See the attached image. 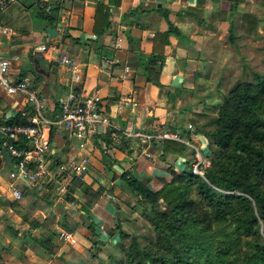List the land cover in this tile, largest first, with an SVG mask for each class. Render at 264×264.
<instances>
[{
	"label": "crops",
	"instance_id": "0c3cea01",
	"mask_svg": "<svg viewBox=\"0 0 264 264\" xmlns=\"http://www.w3.org/2000/svg\"><path fill=\"white\" fill-rule=\"evenodd\" d=\"M39 1L58 9L53 25L40 15ZM39 1L12 0L0 15V23L11 29L1 37L0 46L12 57L13 72L18 77L28 76L45 98L46 116L56 118L61 99L74 88L84 95H98L101 107L119 129L128 127L151 137L143 141L121 136L120 130L111 134L108 127H99L82 140L63 125H45L43 130L51 140L46 153L50 174L33 188L25 181L17 182L22 199L13 195L15 180L0 151V264H83L81 258L96 264L101 258L111 261L122 256L116 222L134 238L150 227L143 224L144 204L122 175L131 172L148 188L159 190L172 180V171L186 169L192 160L188 149L164 152L161 131H194L202 151L210 153L209 138L197 128L205 121L204 113L213 115L208 104L211 95L203 86L208 79L207 66L214 60L208 51L218 41L229 40L237 46V33L234 43L231 39L232 19L237 27L236 15L246 9L252 12L247 7H255V0L238 5L235 0ZM99 3L111 12V25L102 34L95 32ZM170 22L180 35H169L165 43V37L158 34L168 31ZM42 45L47 49L39 50ZM16 54L18 59L13 58ZM63 54L76 60L73 71L61 62ZM213 93L217 94L215 87ZM26 104L24 97L8 95L0 87V119L9 121ZM85 153L90 164L82 179L93 191H101L90 206L99 241L94 248L89 218L83 210L91 195L81 185L72 186L69 193L71 180L67 173V178H59L58 168ZM63 185L66 191L59 188ZM62 230L71 233L72 242L58 237ZM51 231H56L54 240L65 243L66 251L59 248L47 258L29 243Z\"/></svg>",
	"mask_w": 264,
	"mask_h": 264
},
{
	"label": "trees",
	"instance_id": "16d2710c",
	"mask_svg": "<svg viewBox=\"0 0 264 264\" xmlns=\"http://www.w3.org/2000/svg\"><path fill=\"white\" fill-rule=\"evenodd\" d=\"M235 1L238 5L245 0ZM39 2L40 15L46 24L53 25L58 9L47 12L46 3ZM110 2L116 4L118 0ZM110 14L107 5L98 4L97 34L111 25ZM243 17L250 25L246 30L253 31L258 17L248 12ZM230 30L234 43V19ZM171 34L180 35V31L170 22L169 30L158 37H165L166 43ZM152 79L159 84L157 79ZM215 109L213 115L204 113L205 121L197 127L209 138L207 156L211 163L205 169V177L193 173L190 163L182 171H172V180L161 189L152 190L131 172L122 175L123 182L144 204L142 214L149 221L152 236L142 243L139 236L134 238L116 222L114 227L121 234L118 248L123 254L117 264H264V73L256 72L253 81L234 84ZM6 122L27 123V119L18 111L9 121L0 119V125ZM160 145L167 153L187 150L184 143L170 139ZM66 173L71 180L69 193L72 186L81 185L91 195L83 210L89 218L94 248L99 241L95 238L96 224L90 206L101 191H93L81 177L68 172L61 173L59 178H67ZM161 198L165 208L161 207ZM56 234L51 231L33 240L46 252L54 253Z\"/></svg>",
	"mask_w": 264,
	"mask_h": 264
},
{
	"label": "built area",
	"instance_id": "2783aa9c",
	"mask_svg": "<svg viewBox=\"0 0 264 264\" xmlns=\"http://www.w3.org/2000/svg\"><path fill=\"white\" fill-rule=\"evenodd\" d=\"M12 0H0V15L7 10ZM51 5L46 9L50 12ZM11 29L0 23V39L2 36L9 35ZM39 50L47 49L46 45L38 47ZM12 57L4 54L0 46V87L11 96H22L27 101V107L21 110V115L27 119V123L6 122L0 125V151L6 149L12 159L14 168L10 166V175L15 180L13 185V195L16 199H22L23 192L17 187V182L24 181L22 176L27 179L30 187L40 186L42 181L50 174V165L46 157L51 140L45 135L44 126H61L79 139H86L91 133L97 132L100 126L108 127L113 134L121 131L124 137H137L146 141L151 135L134 131L131 128L119 129V125L112 121L107 112L100 105L98 95H84L77 89H70L60 102L58 115L54 119L46 116V101L37 87H35L28 76L18 77L12 69ZM13 58H19L14 55ZM61 62L66 63L71 71L77 66L76 60L63 54ZM73 75V73L71 74ZM196 133L190 131L182 132L167 128L163 129L159 135L160 140L170 139L184 143L192 153V171L205 177V169L210 165L211 160L202 151L196 141ZM19 143V144H17ZM84 145V143H82ZM151 156V153H147ZM90 164V156L82 154L76 160L60 163L59 172H68L78 177H83ZM61 190L66 191V185ZM61 240L69 241L72 239L71 233L66 230L59 232Z\"/></svg>",
	"mask_w": 264,
	"mask_h": 264
},
{
	"label": "rangeland",
	"instance_id": "374dc122",
	"mask_svg": "<svg viewBox=\"0 0 264 264\" xmlns=\"http://www.w3.org/2000/svg\"><path fill=\"white\" fill-rule=\"evenodd\" d=\"M254 6L253 8L247 7L252 12L247 11V9L245 10L248 13L255 14L259 19L257 27L253 31L249 32V30H246L245 27L248 25V21L243 17L244 13H239V15H236L237 46H233L229 40L223 42L218 41L212 46V49L208 51V53H212V55H209V58L213 56L214 60L212 61V65L207 66L206 73H208V79L203 83V86L209 91L208 95H211L208 104L211 105L209 106V110L213 112V114L216 110L215 105L224 99V96L234 84L243 80L253 81L256 72L264 73V0H255ZM214 87L217 90V94L213 93ZM143 224L147 227L149 225L146 216L144 217ZM151 233V227H148L147 230L143 232V235L139 236L141 242L147 243L152 236ZM66 242L67 241H65V243ZM69 242H72V240H69ZM128 242L129 239L126 240V243ZM65 243L56 242L54 253H56L59 248L61 251L65 252ZM29 244H31V247L37 254L47 258L51 256V253L46 252V250L36 242H30ZM19 247V252H21L23 249H21V246ZM62 247H64L65 250H63ZM122 258L123 254L121 258L113 257L111 261L108 259L104 261V259L101 258L100 262L97 264H117V260ZM69 259L72 260L70 257ZM81 259L84 261L83 264H96L91 263L88 258ZM60 264H67V262L64 261V263Z\"/></svg>",
	"mask_w": 264,
	"mask_h": 264
},
{
	"label": "water",
	"instance_id": "95a60500",
	"mask_svg": "<svg viewBox=\"0 0 264 264\" xmlns=\"http://www.w3.org/2000/svg\"><path fill=\"white\" fill-rule=\"evenodd\" d=\"M103 127V126H100V128ZM2 154H3V158L7 161V163L11 166V168H14V165H13V159L10 155V153L6 150V149H2ZM22 178L24 179L25 182L28 183L27 179H25L23 176ZM160 203H161V207L162 208H165V204H164V200L163 198L160 199Z\"/></svg>",
	"mask_w": 264,
	"mask_h": 264
}]
</instances>
